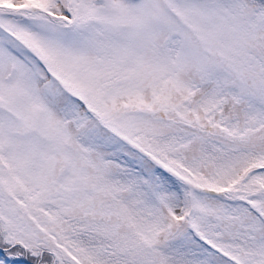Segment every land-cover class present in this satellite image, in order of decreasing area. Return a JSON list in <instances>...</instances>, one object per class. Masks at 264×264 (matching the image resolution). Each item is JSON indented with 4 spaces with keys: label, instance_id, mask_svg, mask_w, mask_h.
Listing matches in <instances>:
<instances>
[{
    "label": "snow or ice",
    "instance_id": "snow-or-ice-1",
    "mask_svg": "<svg viewBox=\"0 0 264 264\" xmlns=\"http://www.w3.org/2000/svg\"><path fill=\"white\" fill-rule=\"evenodd\" d=\"M0 264H264V0H0Z\"/></svg>",
    "mask_w": 264,
    "mask_h": 264
}]
</instances>
